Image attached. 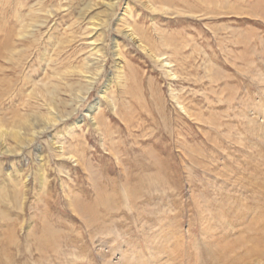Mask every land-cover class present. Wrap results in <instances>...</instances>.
Wrapping results in <instances>:
<instances>
[{
    "label": "rangeland",
    "instance_id": "obj_1",
    "mask_svg": "<svg viewBox=\"0 0 264 264\" xmlns=\"http://www.w3.org/2000/svg\"><path fill=\"white\" fill-rule=\"evenodd\" d=\"M96 1L0 0V120L37 124L41 86L76 110L31 152L0 155V264H264V0H152L180 10L167 15L121 0L103 74L75 105ZM126 3L144 49L116 32Z\"/></svg>",
    "mask_w": 264,
    "mask_h": 264
},
{
    "label": "bare ground",
    "instance_id": "obj_2",
    "mask_svg": "<svg viewBox=\"0 0 264 264\" xmlns=\"http://www.w3.org/2000/svg\"><path fill=\"white\" fill-rule=\"evenodd\" d=\"M132 1H135L139 4H141L142 6H145L146 9L150 10V12L153 11L154 14L155 13L156 14L161 13V14L167 15V14L173 13V11H174V13H180V10L176 9L177 7L174 9L173 7H169L167 5L157 6L152 0H132ZM96 2H98V3H96ZM96 2H95V7L101 6L102 8L105 9L103 11V14H102L104 17H103V20L102 19H100L98 21L95 20L93 23L90 22L91 24H89V25H91L90 28H91V32H92L91 33L89 30V33H91V35L93 34L92 36L96 37V40L92 39L93 41L90 43V47L92 48L91 53H90L91 59H90V61H87V62L84 61L85 64H83V67L80 68L76 72V73H78V75H80L79 77L82 78L81 80L84 83H83V85H80L79 88H76V89H75L74 84H69V83L66 84V87L68 89L70 88L71 94L68 91H66V93H69V96H71V101L75 105H79V104H81V102L86 100L87 96L94 89V86L96 85V83L98 81V78H100L101 75L103 74V70L105 67L104 63L107 61L106 57L103 54V48H104L103 44L105 41L104 38H105V35L107 33V28H109L108 26H110L109 25V21L111 20L110 17L113 16L115 8L119 5L121 0H103L102 3L99 1H96ZM170 6H172V5H170ZM181 14H182V12H181ZM133 16H134V14L132 15L131 6L129 5V3H126V7L123 9V12L121 13V17L117 21L116 32L118 34H123L125 36V38H127L131 43L138 45V47H140V49H142V48L144 49L145 47L142 44V38L139 37V34L137 32L135 25L128 22L129 20L127 19V17L132 18ZM182 16H184V15H182ZM109 18H110V20H109ZM32 21H30V22H32ZM40 24H43V23H40ZM23 25H24V23H23ZM30 25L32 26V24H30ZM30 25H28V26H30ZM30 30L33 31V29H30ZM39 30H40V27H39ZM20 32H22V30ZM17 35H18V33H17ZM25 35H27V37H28L27 32H25ZM32 36H34V35H32ZM146 45H148V44H146ZM112 49H113V57H114L113 59L116 62V65L118 67L119 66L121 67V64H122V54L121 53H122V51L119 50L116 42H114ZM148 54H150V53H148ZM150 55H152V54H150ZM153 57H154V59H156V56L153 55ZM159 58H157V62H159L160 65L162 64L163 66H170L171 63H167L166 60H163L162 58L159 59ZM85 60H86V58H85ZM47 66H48V64H47ZM169 72H171V71L169 70ZM107 86H105L101 90V94H102L101 97L106 96V92L108 90ZM36 92L41 98H43L44 107L47 110V114L38 115L39 119L37 121H39V122L37 124H36V122L35 123L31 122L29 119H27L28 118L27 116H22V114H21V116L17 115L16 117L9 119V120H0V155H6V154L7 155H16V154L19 155V154H21V152L22 153L25 151L31 152L30 151L31 147H33L37 143V140L42 135L54 130L60 124H63L65 121L68 120V118H70L76 112L75 109H73L70 112H67L65 110L66 107L71 106V105L69 104V100L60 98V92L61 91L57 85L52 86L51 88L48 86H44V87L41 86L40 88L37 89ZM61 105L64 106L63 110L60 108ZM98 109H99V107L96 105L91 106L88 109V113H87L88 120L94 126V128L100 127V121H99L100 116L98 114V112H99ZM9 141L14 142V144H16V146L12 147L13 145H11ZM50 141L52 144H55V146L58 145L56 147L57 157H59L60 159H66L67 161H72V162L74 160V162L79 164V165L82 164L80 159H83V158H81L80 155L67 152L65 150L64 144H62L58 141H54L52 139ZM35 150L39 151V149H37V148ZM37 159L41 160V157L39 155H37ZM0 173H1V170H0ZM42 176L44 177L41 180V186L43 188L45 185V181H46V179H45L46 177L44 176V172L42 173ZM68 200H69V204L71 205L72 209H74V212H77L76 207H75V199L74 198L72 199L71 197L68 196ZM118 260L120 261V258L117 259L116 261H115V259L110 261L109 264H119Z\"/></svg>",
    "mask_w": 264,
    "mask_h": 264
}]
</instances>
